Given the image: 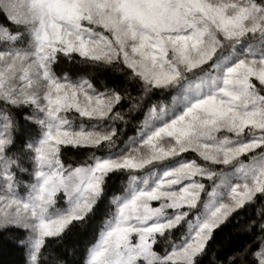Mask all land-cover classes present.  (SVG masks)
Instances as JSON below:
<instances>
[{"label": "snow or ice", "instance_id": "6c2138e0", "mask_svg": "<svg viewBox=\"0 0 264 264\" xmlns=\"http://www.w3.org/2000/svg\"><path fill=\"white\" fill-rule=\"evenodd\" d=\"M0 15V234L24 264L96 220L81 264H264V0H0Z\"/></svg>", "mask_w": 264, "mask_h": 264}, {"label": "trees", "instance_id": "16d2710c", "mask_svg": "<svg viewBox=\"0 0 264 264\" xmlns=\"http://www.w3.org/2000/svg\"><path fill=\"white\" fill-rule=\"evenodd\" d=\"M3 15H0V23H4ZM65 70L70 73V75H93L97 80H103L104 74L101 69L96 66L90 65H79L76 63L66 64ZM136 95L135 92L132 93ZM158 99L154 97L155 101ZM165 103H170L171 95L167 94L163 98ZM149 105L145 104L144 107L147 108ZM124 108H127V104L124 105ZM127 124H118L117 127L123 128V134L121 135V142L126 140L128 137H132L136 134V129L140 126L143 119V111L138 113L131 114L130 117H127ZM190 158V157H189ZM83 159V154L74 149H62V160L65 163H74L75 161ZM157 167L160 166L159 163L153 162ZM159 165V166H158ZM148 167V166H147ZM146 167V168H147ZM26 179V177H25ZM99 220L93 222V224L87 228H75L72 231L64 235L63 239L59 242L52 241L50 244L51 253L55 254L54 256L49 254L47 257L46 264H55L56 260L63 261V264H81V256L85 246L94 241L98 226ZM10 234L4 233L0 234V264H24V254L23 250L16 245L14 239H9ZM47 252L48 249L46 248Z\"/></svg>", "mask_w": 264, "mask_h": 264}, {"label": "rangeland", "instance_id": "374dc122", "mask_svg": "<svg viewBox=\"0 0 264 264\" xmlns=\"http://www.w3.org/2000/svg\"><path fill=\"white\" fill-rule=\"evenodd\" d=\"M159 166V165H158ZM145 167H147V166H145ZM160 167V166H159Z\"/></svg>", "mask_w": 264, "mask_h": 264}]
</instances>
